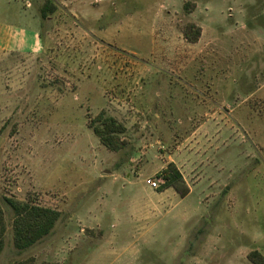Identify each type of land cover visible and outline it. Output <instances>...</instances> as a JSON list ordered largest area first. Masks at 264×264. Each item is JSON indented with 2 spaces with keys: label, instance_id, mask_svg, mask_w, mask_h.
<instances>
[{
  "label": "rangeland",
  "instance_id": "obj_1",
  "mask_svg": "<svg viewBox=\"0 0 264 264\" xmlns=\"http://www.w3.org/2000/svg\"><path fill=\"white\" fill-rule=\"evenodd\" d=\"M48 1L56 10L42 19ZM186 2L0 0L1 45L13 46L9 32L39 31L47 45L57 24L102 27L86 42L139 74L121 105L108 91L112 104L94 108L55 58L0 53V264H251L250 251L264 255V0H190V13ZM187 24L204 35L180 75L170 70L180 48L171 33ZM100 113L125 129L118 152L89 128ZM171 158L189 184L184 197L146 184ZM4 198L57 210L59 220L18 251Z\"/></svg>",
  "mask_w": 264,
  "mask_h": 264
},
{
  "label": "crops",
  "instance_id": "obj_2",
  "mask_svg": "<svg viewBox=\"0 0 264 264\" xmlns=\"http://www.w3.org/2000/svg\"><path fill=\"white\" fill-rule=\"evenodd\" d=\"M46 19H49L48 17ZM196 25L201 33L198 41L196 43H188L181 33V31L176 29V25L172 26V39L175 43V40L180 48L173 45L172 51L170 52L169 60L171 59L175 64L179 65L170 69L175 72V74L185 75L188 72L187 64L200 57L201 54H194V51L198 49L201 45L203 39V26L200 24ZM67 26V27H66ZM120 27V26H119ZM11 28L5 27L4 30L9 32ZM79 28L78 24H57V29L55 31H50L48 34L47 45H45L44 40L42 39L39 31H34L30 34V37H26V34H23L19 39H12V33L9 32L8 42L11 41L12 47H8V44H0V53L19 55L23 57H41L46 56V58L52 59L55 58L57 61V68L62 69L70 82H75L76 94L84 90L88 91L87 96H83L82 99L86 103L91 104L94 108L104 107L106 105L112 104L109 102V98L106 94L110 91V96L113 97V102H118L120 105L122 101L127 99L129 93L132 94L131 89L138 84L139 74L136 73V70H131L125 68L124 64L121 61L117 60L116 56H110L103 54L102 52L97 51L93 47H96L94 44L91 46V43H87L88 34L95 35V33L104 34L105 31H102V27H99L98 31L96 29H90V31L84 32ZM5 32V33H6ZM98 36V35H97ZM26 44H30L29 48H26ZM32 44V45H31ZM86 50V51H85ZM89 52L87 57L88 66L85 71L77 69L80 64L74 65L76 61H81L79 56L81 53ZM198 53H201L199 51ZM191 55V56H190ZM192 59H191V58ZM86 60V58H85ZM93 66L94 71L90 70L89 67ZM203 72L202 69L195 71L193 76H198ZM66 96L65 93L61 95ZM104 103H106L104 105ZM96 106V107H95ZM93 108V109H94ZM214 115H212L213 117ZM210 117V118H212ZM210 118H207L208 120ZM207 121H203L198 124L197 127L193 130V133L200 131L201 126H205ZM199 126V127H198ZM168 163H173L176 169L183 175L179 169L177 163L172 158L169 159ZM185 185L189 186L186 180L183 178ZM190 191V190H189ZM176 193L175 190L171 187L165 189L161 194L166 193Z\"/></svg>",
  "mask_w": 264,
  "mask_h": 264
},
{
  "label": "trees",
  "instance_id": "obj_3",
  "mask_svg": "<svg viewBox=\"0 0 264 264\" xmlns=\"http://www.w3.org/2000/svg\"><path fill=\"white\" fill-rule=\"evenodd\" d=\"M189 1L187 0L183 5V10L187 13H190L195 7ZM55 10V4L48 1L42 6L40 16L42 19H46ZM181 33L188 43L193 44L198 41L201 31L194 24H187L182 28ZM96 122L99 125H95ZM89 128H92L93 134L108 151L118 152L121 150L122 143L120 142V136L125 132V129L116 120L106 118L103 113H100L89 124ZM161 174L164 176L165 185L158 192H162L171 187L180 197L187 195L189 189L173 163H168ZM3 201L12 212L13 246L18 251L29 249L48 236L60 217V213L57 210L47 207L18 202L9 198H4ZM5 231L4 211L0 205V254L4 248ZM247 260L251 264H264V255L256 250H252L248 253ZM30 263L31 260L17 264Z\"/></svg>",
  "mask_w": 264,
  "mask_h": 264
},
{
  "label": "built area",
  "instance_id": "obj_4",
  "mask_svg": "<svg viewBox=\"0 0 264 264\" xmlns=\"http://www.w3.org/2000/svg\"><path fill=\"white\" fill-rule=\"evenodd\" d=\"M95 2H99L100 0H94ZM146 184L150 187L153 191H158L165 185V179L162 174H157L152 178L146 181Z\"/></svg>",
  "mask_w": 264,
  "mask_h": 264
}]
</instances>
